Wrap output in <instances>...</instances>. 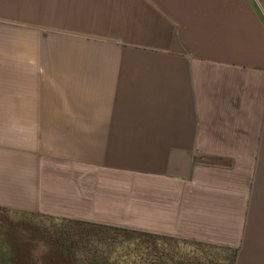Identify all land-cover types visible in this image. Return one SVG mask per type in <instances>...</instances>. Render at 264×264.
Returning a JSON list of instances; mask_svg holds the SVG:
<instances>
[{"label": "crops", "instance_id": "crops-1", "mask_svg": "<svg viewBox=\"0 0 264 264\" xmlns=\"http://www.w3.org/2000/svg\"><path fill=\"white\" fill-rule=\"evenodd\" d=\"M2 82L1 210L264 264V0H0Z\"/></svg>", "mask_w": 264, "mask_h": 264}, {"label": "rangeland", "instance_id": "rangeland-1", "mask_svg": "<svg viewBox=\"0 0 264 264\" xmlns=\"http://www.w3.org/2000/svg\"><path fill=\"white\" fill-rule=\"evenodd\" d=\"M27 18L31 22H26L36 24L37 27L38 25H47V29L43 26L41 28L48 31V13H35ZM22 38L36 41L48 40V36L39 30L34 34H22ZM12 87L11 82L0 83V89L5 90ZM77 229H81L82 232L73 238L71 234ZM96 231L95 226L88 227L67 220L47 219L37 215L8 212L0 209V264H94L98 261V257L94 256V252L86 256L84 249H93L97 245V241L91 240L86 245L82 241V237L84 233L92 237ZM129 239L123 236L117 238L118 242H116V246L112 247V253L110 252L111 257H108L111 261L115 260L117 264H132V258L135 257L132 255H138V258L140 255L139 253L134 254L136 253L134 247L137 244H140L144 253L140 257H146L150 264H156V262L158 264H177L205 257L204 254H213L217 263L227 264L226 258L229 257V253L226 251L207 250L206 248L191 246L190 243L171 241V239L163 238L152 241L148 236L137 237L133 235H129ZM154 252L157 253L156 256H153ZM150 253H152L151 256ZM161 254L163 257L157 259L156 257ZM84 259L88 262H95L85 263ZM135 260L139 261L138 259Z\"/></svg>", "mask_w": 264, "mask_h": 264}, {"label": "trees", "instance_id": "trees-1", "mask_svg": "<svg viewBox=\"0 0 264 264\" xmlns=\"http://www.w3.org/2000/svg\"><path fill=\"white\" fill-rule=\"evenodd\" d=\"M71 223H75L78 225H84V226H95L96 227V233L94 236H90L87 233H84L83 237H82V241L87 245L91 240H95L97 241V245L91 249V248H87L84 249L86 250L85 255H89L91 254V252H94V256L98 257V261L94 264H117V262L115 260L111 261L109 258L111 257V253H112V247L116 246V242L117 238L123 236L124 238L129 239V235H133V236H148L152 241L155 240H160V239H170L168 237H164V236H159V235H155V234H147V233H143L141 231H135V230H130V229H125V228H118V227H112V226H107V225H101V224H94V223H89V222H84V221H77V220H67ZM84 229V228H83ZM82 232L81 229H77L75 232H73V234H71L74 237H76L75 235H79ZM113 232V233H110ZM172 241V239H171ZM175 241V240H173ZM143 243V242H142ZM196 247H201V248H206L207 250H222V251H226L227 253H229V257L226 258V262L227 264H234L235 262V251L234 250H228V249H217L216 247H212V246H206V245H202L199 243H195ZM93 250V251H91ZM206 250V251H207ZM90 251V252H89ZM134 251H136L137 254L139 253L140 255H143V251L140 248V244H137L134 247ZM111 252V253H110ZM138 258V255H132L135 256L132 258V264H150L149 260L144 257H140ZM150 256L152 255V253L149 254ZM156 256L157 253L154 252L153 256ZM205 257H201V258H196L193 259L192 261H184V262H179L177 264H219L217 263V260L214 258V255L211 254H204ZM128 256V255H127ZM126 256V257H127ZM109 257V258H108ZM160 257V258H159ZM159 257H156L157 259H161L163 257V255L161 254ZM108 258V259H106ZM149 258V257H148ZM88 259V258H86ZM130 259V258H129ZM135 259H138L139 261L137 262ZM97 260V259H95ZM85 263H93V262H88L84 259ZM156 264H158V262H156Z\"/></svg>", "mask_w": 264, "mask_h": 264}]
</instances>
